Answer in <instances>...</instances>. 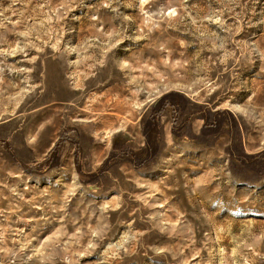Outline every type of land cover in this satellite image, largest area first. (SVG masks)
I'll return each instance as SVG.
<instances>
[{
    "label": "rangeland",
    "instance_id": "1",
    "mask_svg": "<svg viewBox=\"0 0 264 264\" xmlns=\"http://www.w3.org/2000/svg\"><path fill=\"white\" fill-rule=\"evenodd\" d=\"M0 264H264V0H0Z\"/></svg>",
    "mask_w": 264,
    "mask_h": 264
},
{
    "label": "bare ground",
    "instance_id": "2",
    "mask_svg": "<svg viewBox=\"0 0 264 264\" xmlns=\"http://www.w3.org/2000/svg\"><path fill=\"white\" fill-rule=\"evenodd\" d=\"M217 193L218 194H223V195H227V193L223 190H221V189H219V188H217Z\"/></svg>",
    "mask_w": 264,
    "mask_h": 264
}]
</instances>
